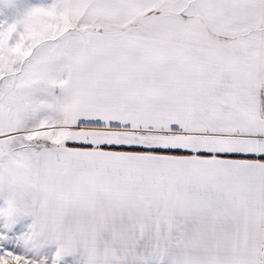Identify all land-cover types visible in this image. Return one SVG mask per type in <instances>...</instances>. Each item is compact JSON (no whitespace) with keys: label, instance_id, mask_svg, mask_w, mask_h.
<instances>
[{"label":"snow or ice","instance_id":"1","mask_svg":"<svg viewBox=\"0 0 264 264\" xmlns=\"http://www.w3.org/2000/svg\"><path fill=\"white\" fill-rule=\"evenodd\" d=\"M0 264H264V0H0Z\"/></svg>","mask_w":264,"mask_h":264}]
</instances>
